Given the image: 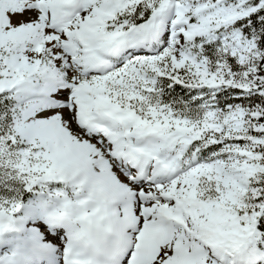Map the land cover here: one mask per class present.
<instances>
[{
    "label": "snow or ice",
    "instance_id": "snow-or-ice-1",
    "mask_svg": "<svg viewBox=\"0 0 264 264\" xmlns=\"http://www.w3.org/2000/svg\"><path fill=\"white\" fill-rule=\"evenodd\" d=\"M0 264H264V0H0Z\"/></svg>",
    "mask_w": 264,
    "mask_h": 264
}]
</instances>
